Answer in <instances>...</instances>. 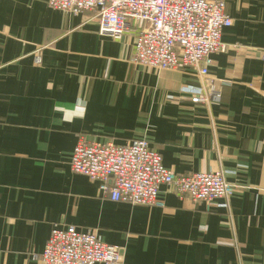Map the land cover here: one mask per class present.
I'll use <instances>...</instances> for the list:
<instances>
[{
  "label": "crops",
  "instance_id": "crops-1",
  "mask_svg": "<svg viewBox=\"0 0 264 264\" xmlns=\"http://www.w3.org/2000/svg\"><path fill=\"white\" fill-rule=\"evenodd\" d=\"M46 2L0 0V264H41L51 229L69 226L124 248L122 264H264V0H224L209 104L183 91L194 70L133 63L136 27L103 37L95 12ZM79 137L146 140L176 175L223 171L232 196L160 186L162 208L113 202L70 170Z\"/></svg>",
  "mask_w": 264,
  "mask_h": 264
},
{
  "label": "built area",
  "instance_id": "built-area-1",
  "mask_svg": "<svg viewBox=\"0 0 264 264\" xmlns=\"http://www.w3.org/2000/svg\"><path fill=\"white\" fill-rule=\"evenodd\" d=\"M46 4L72 15L95 12L99 35L114 40L136 27L134 64L156 71L190 68L200 81L183 90L191 103L217 101L219 91L213 88L208 68L212 55L224 51L221 33L232 24L224 0H47ZM69 167L98 182L111 201L137 206L162 208L160 186L172 188L180 198L207 205L227 200L234 189L223 171L174 174L143 139L117 146L79 137ZM40 260L41 264H122L124 248L102 242L93 232L53 227Z\"/></svg>",
  "mask_w": 264,
  "mask_h": 264
}]
</instances>
